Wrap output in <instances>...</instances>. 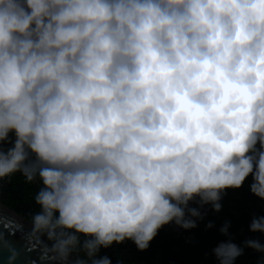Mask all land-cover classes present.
Returning <instances> with one entry per match:
<instances>
[{
    "label": "clouds",
    "instance_id": "obj_1",
    "mask_svg": "<svg viewBox=\"0 0 264 264\" xmlns=\"http://www.w3.org/2000/svg\"><path fill=\"white\" fill-rule=\"evenodd\" d=\"M0 143V179L40 182L29 235L59 264L195 228L189 202L219 212L249 174L264 200V0H0ZM244 248L264 264L257 239L212 253Z\"/></svg>",
    "mask_w": 264,
    "mask_h": 264
},
{
    "label": "trees",
    "instance_id": "obj_2",
    "mask_svg": "<svg viewBox=\"0 0 264 264\" xmlns=\"http://www.w3.org/2000/svg\"><path fill=\"white\" fill-rule=\"evenodd\" d=\"M10 146L0 143V148ZM252 182V175L249 174L239 189H226L221 194L219 212L214 211L210 204L201 207L198 198L190 201L189 207L197 208L203 217L196 220L195 228L185 230L170 223L158 230L144 251H139L132 241L125 240L101 249V255L108 256L111 264H120L121 260L126 264H218L212 249L222 241L230 239L239 246H243L248 239L264 243V234L249 231L252 219L264 216V200L249 190ZM39 188L38 180L29 183L20 173L0 179V205L31 224L29 217L38 210L34 195ZM209 223L213 225L211 228L207 227ZM226 223L229 225L227 235L221 233ZM260 255L250 248H244L235 264H256Z\"/></svg>",
    "mask_w": 264,
    "mask_h": 264
},
{
    "label": "water",
    "instance_id": "obj_3",
    "mask_svg": "<svg viewBox=\"0 0 264 264\" xmlns=\"http://www.w3.org/2000/svg\"><path fill=\"white\" fill-rule=\"evenodd\" d=\"M31 231V224L0 205V264H9V249L17 253L13 264H59L48 251L52 242L46 236L37 242L30 237ZM74 259L70 257L69 264Z\"/></svg>",
    "mask_w": 264,
    "mask_h": 264
}]
</instances>
